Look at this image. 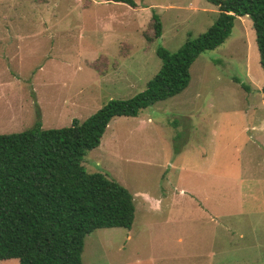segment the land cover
<instances>
[{
    "label": "rangeland",
    "instance_id": "rangeland-1",
    "mask_svg": "<svg viewBox=\"0 0 264 264\" xmlns=\"http://www.w3.org/2000/svg\"><path fill=\"white\" fill-rule=\"evenodd\" d=\"M133 1L136 8L103 0H0V135L29 130L37 118L43 129L66 128L110 100L132 98L159 71L158 47L176 51L218 14L207 0ZM153 13L162 35L149 43L144 35L153 34ZM263 86L252 22L237 17L225 43L192 64L181 94L137 118L111 120L83 166L130 192L134 222L129 230L87 235L82 263L209 264L200 255L215 240H230L214 226L264 227ZM143 118L152 124L144 126ZM180 167L214 173L208 199L179 193ZM141 194L159 200L162 210L142 207ZM235 261L224 256L214 264Z\"/></svg>",
    "mask_w": 264,
    "mask_h": 264
},
{
    "label": "trees",
    "instance_id": "trees-1",
    "mask_svg": "<svg viewBox=\"0 0 264 264\" xmlns=\"http://www.w3.org/2000/svg\"><path fill=\"white\" fill-rule=\"evenodd\" d=\"M136 8L133 0H103ZM218 14L214 23L176 51H155L159 71L145 89L127 100H110L83 122L43 129L37 118L26 131L0 135V261L18 264H83L85 237L96 230L130 229L135 205L130 192L102 173H87L83 160L99 147L114 118H136L155 103L181 94L190 68L203 53L229 38L237 17L252 22L264 72V0H207ZM149 43L162 25L151 16ZM264 104V86L262 87ZM38 107H36L39 116Z\"/></svg>",
    "mask_w": 264,
    "mask_h": 264
},
{
    "label": "crops",
    "instance_id": "crops-1",
    "mask_svg": "<svg viewBox=\"0 0 264 264\" xmlns=\"http://www.w3.org/2000/svg\"><path fill=\"white\" fill-rule=\"evenodd\" d=\"M141 122L146 127L147 124H152V121L149 118H143ZM174 124L175 126H177L175 122H173V125ZM260 129H262L261 132L264 131V125ZM169 140H172L171 136ZM207 169H209V166ZM180 172L183 176L179 180V184L181 183V189L179 190L180 194H188V196L194 197L196 200L209 198L210 189L212 188L210 187V179L215 177L214 173L209 172V170H207V172H199L196 169L188 170L187 167H180ZM200 182L203 183L204 186H202ZM139 199L142 207L148 205V207L155 208L156 210H162L163 208V205L162 203H159V200L155 202L154 199L150 198L146 194H141V197H139ZM199 202L201 203V201ZM201 207L204 206L201 205ZM214 227L221 229V231L224 232V234H226V236L230 240L226 242L215 240L214 244L211 247H208V252L200 255H206V257L210 259L209 264H214V262H216V258H224V256L226 258H236L235 264H251L253 262L257 264L260 261H264L263 226H247L239 227V229L234 226L228 225ZM234 238H236V240H232ZM178 242L180 243V240ZM212 259L214 260V262L212 261Z\"/></svg>",
    "mask_w": 264,
    "mask_h": 264
}]
</instances>
